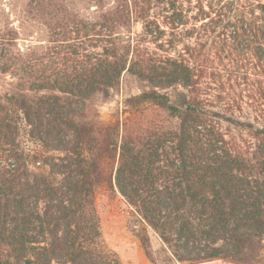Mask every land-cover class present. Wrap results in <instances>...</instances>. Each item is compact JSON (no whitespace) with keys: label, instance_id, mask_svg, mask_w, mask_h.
<instances>
[{"label":"trees","instance_id":"1","mask_svg":"<svg viewBox=\"0 0 264 264\" xmlns=\"http://www.w3.org/2000/svg\"><path fill=\"white\" fill-rule=\"evenodd\" d=\"M56 1L35 0L33 10L50 19L51 37L67 53L0 55V74L17 80L0 91V264H121L100 231V183L131 209L129 230L149 264H257L264 124L235 116L223 101L198 100L207 78L198 65L126 46L118 28L131 11L97 23L73 18L75 38L66 39L55 33ZM96 39L105 43L99 51L80 47ZM125 72L148 90L124 101L128 116L104 123L89 105L109 99ZM178 86L191 94L186 110L168 93ZM222 124L253 141L239 142Z\"/></svg>","mask_w":264,"mask_h":264},{"label":"rangeland","instance_id":"2","mask_svg":"<svg viewBox=\"0 0 264 264\" xmlns=\"http://www.w3.org/2000/svg\"><path fill=\"white\" fill-rule=\"evenodd\" d=\"M34 5L35 0H0V55L25 58L67 53L69 45L54 42L61 38L51 37L50 19L39 16L33 10ZM55 5L62 19L58 20L55 33H64L66 39L75 38L73 18L97 23L101 15L110 11L121 8L131 11L124 28H118L126 46L149 55L181 58L198 65L199 73L207 77L199 87L198 100L212 105L223 101L232 107L235 116L264 124V0H127L121 6L112 0L100 6L88 0H57ZM180 19L183 25L176 24ZM250 29L253 32H249ZM251 35H256L255 39ZM96 40L83 42L80 47L92 51L95 45L98 46L95 51H99L105 43L102 39ZM255 52L262 55L261 58L256 57ZM16 83L9 73L0 74V91L11 89ZM143 90H148L147 85L125 72L118 90L107 100L96 96L89 108L104 123L120 115L124 118L128 112L122 114V110L129 111L124 101ZM168 93L177 105L183 93L186 103L192 100L188 90L179 86ZM221 127L239 142L253 141L247 132L233 130L225 124ZM94 195L107 248L116 254L121 264H140L136 247L139 243L129 230L130 224H134L131 209L117 192L111 193L105 183L96 187ZM152 246L157 247L154 238ZM257 264H264V250Z\"/></svg>","mask_w":264,"mask_h":264},{"label":"crops","instance_id":"3","mask_svg":"<svg viewBox=\"0 0 264 264\" xmlns=\"http://www.w3.org/2000/svg\"><path fill=\"white\" fill-rule=\"evenodd\" d=\"M136 247H137V250H138V253H139V262H140V264H149V262L144 257V255H143L141 249L139 248V246L136 245ZM141 254L143 255V257L141 256ZM203 264H233V263L226 262V261H223V260H216V261H213V262L203 263Z\"/></svg>","mask_w":264,"mask_h":264},{"label":"water","instance_id":"4","mask_svg":"<svg viewBox=\"0 0 264 264\" xmlns=\"http://www.w3.org/2000/svg\"><path fill=\"white\" fill-rule=\"evenodd\" d=\"M180 107L182 110L187 109L186 94L185 93L181 94V96H180Z\"/></svg>","mask_w":264,"mask_h":264},{"label":"built area","instance_id":"5","mask_svg":"<svg viewBox=\"0 0 264 264\" xmlns=\"http://www.w3.org/2000/svg\"><path fill=\"white\" fill-rule=\"evenodd\" d=\"M35 166H40V163L39 162H35Z\"/></svg>","mask_w":264,"mask_h":264}]
</instances>
